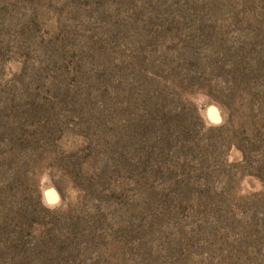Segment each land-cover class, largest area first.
Returning a JSON list of instances; mask_svg holds the SVG:
<instances>
[{
	"label": "rangeland",
	"instance_id": "rangeland-1",
	"mask_svg": "<svg viewBox=\"0 0 264 264\" xmlns=\"http://www.w3.org/2000/svg\"><path fill=\"white\" fill-rule=\"evenodd\" d=\"M0 264H264V0H0Z\"/></svg>",
	"mask_w": 264,
	"mask_h": 264
}]
</instances>
